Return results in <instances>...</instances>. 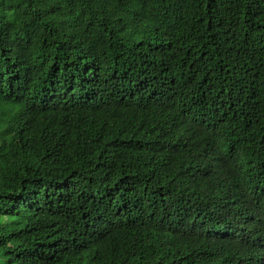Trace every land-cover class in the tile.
<instances>
[{
	"label": "trees",
	"instance_id": "1",
	"mask_svg": "<svg viewBox=\"0 0 264 264\" xmlns=\"http://www.w3.org/2000/svg\"><path fill=\"white\" fill-rule=\"evenodd\" d=\"M0 264H264V0H0Z\"/></svg>",
	"mask_w": 264,
	"mask_h": 264
}]
</instances>
